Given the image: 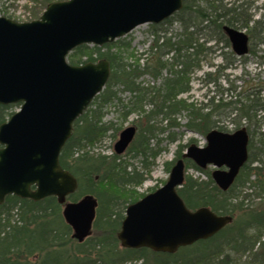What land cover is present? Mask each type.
I'll return each mask as SVG.
<instances>
[{
	"label": "trees",
	"instance_id": "obj_1",
	"mask_svg": "<svg viewBox=\"0 0 264 264\" xmlns=\"http://www.w3.org/2000/svg\"><path fill=\"white\" fill-rule=\"evenodd\" d=\"M53 1L57 0H40V12ZM174 23L177 27L173 30ZM224 25L245 30L248 53L256 57V64L264 63V4L254 6L250 0H182L180 10L159 23H150L151 40L142 53L145 55L142 64L140 57H135L132 62L123 59L126 44L120 38L101 46L80 44L67 54L70 64L105 58L110 67L104 88L74 120L71 135L58 156L61 167L77 180V188L67 200L75 201L87 193L97 199L92 232L81 242L72 238L71 228L54 196L34 201L6 195L0 203V264H264V132H257L260 135L257 142L253 141L252 135L249 138L247 160L226 190L214 183L209 170L183 157L184 145L178 147L175 160L182 158L185 169L192 167L205 174V178L184 176L177 193L185 205L192 210L208 207L217 214L232 217L231 222L217 233L179 247L173 253L147 247H121L116 236L126 206L144 195L126 186L141 184L161 151L160 138L155 147L150 145V140L165 130L154 127L156 123L165 121L176 125L174 117L187 111L189 118L185 125L205 134L215 126L223 129L211 119L223 108L228 109V117L233 115L231 120L235 128L244 119L247 131L251 126L259 129L255 118L264 110V100L260 98L264 80L254 82L243 101L240 97L234 101H223L220 97L214 102V96H211L205 106L208 112L179 97L189 90L191 73L201 67L209 53L215 52L214 47L218 44L230 46ZM210 41L213 44L207 45ZM260 51L261 55L258 54ZM220 56L224 64L217 73L241 57L231 50ZM163 71H166L165 75ZM143 74L159 79V86L141 84L138 78ZM205 75L208 82L216 85L217 78H211V73ZM224 90L233 91L235 87L226 86ZM119 91L129 93L126 101L117 96ZM112 103L122 109L121 119L135 113L146 124L126 149L132 152L131 157L140 158V170L127 169L129 163L121 164L117 153L107 156L85 148L101 141L113 127L111 121L102 120L104 107ZM18 105L0 104V124ZM170 140L174 141V136ZM174 161L166 162V169ZM58 220L62 223L58 224Z\"/></svg>",
	"mask_w": 264,
	"mask_h": 264
},
{
	"label": "water",
	"instance_id": "obj_2",
	"mask_svg": "<svg viewBox=\"0 0 264 264\" xmlns=\"http://www.w3.org/2000/svg\"><path fill=\"white\" fill-rule=\"evenodd\" d=\"M181 7L182 0H57L29 21L0 16V104H19L0 124V203L10 194L34 201L54 196L70 236L81 242L91 234L97 199L87 193L66 200L77 180L58 156L74 120L104 88L110 67L105 58L74 65L66 56L80 44L101 46L140 24L159 23ZM223 30L233 53L247 54L246 32L227 25ZM135 132L134 125L124 127L114 152L122 153ZM247 145L245 126L212 128L205 145H188L183 157L200 168L213 166L212 180L226 190L247 160ZM184 174L178 158L163 185L126 206L116 234L121 247L173 253L231 222L208 207L185 205L177 193Z\"/></svg>",
	"mask_w": 264,
	"mask_h": 264
},
{
	"label": "rangeland",
	"instance_id": "obj_3",
	"mask_svg": "<svg viewBox=\"0 0 264 264\" xmlns=\"http://www.w3.org/2000/svg\"><path fill=\"white\" fill-rule=\"evenodd\" d=\"M255 5L264 4V0H250ZM40 0H0V16H5L7 18L13 19L15 21H29L35 19L37 15H40ZM259 11L256 12V16L259 14ZM177 25L174 23L172 25L173 30L176 29ZM150 23L140 24L134 27L127 34L119 37L122 42L126 44V47H123V59L126 62H132L135 57H140L139 63H143L144 56L142 53L146 50L150 40L151 35L149 33ZM245 31V30H244ZM247 34V33H246ZM213 44L212 41L208 42L207 45ZM249 47V42H248ZM215 48L214 53H209L207 59L202 61L201 67L196 69L190 75V88L187 92L181 93L180 98L186 100V102L193 104L195 108L204 107L203 112H208L209 109L205 108L206 104L209 103V98L214 96V102L222 97L223 101H234L236 98H239L243 101L244 95L246 92L251 90L252 84L257 82V80H264V63L256 64V57L248 53L244 56H241L238 61L232 62L227 67H224L217 73V70L220 68L221 64H224V60L220 56L223 52L226 53L231 50V47H221V44H218ZM114 49V47L112 48ZM115 50V49H114ZM232 51V50H231ZM233 52V51H232ZM130 53L133 56H130ZM258 54H262L261 51ZM257 56V54H256ZM85 58V56H83ZM166 58V57H165ZM211 62V64L208 62ZM206 73H211V78H217L216 85L212 82L206 80ZM163 75L166 74V71L162 72ZM228 79L229 82L226 80ZM139 82L144 86H154L157 88L159 86V79H154L148 74H143L138 78ZM252 80V81H251ZM253 82V83H252ZM226 86H233L235 90L226 91L224 88ZM118 88L117 90H119ZM117 96L126 101L129 93L126 91L117 92ZM260 98L264 100V90L260 91ZM115 102V101H114ZM117 103H112L104 107L102 120L104 122H112L113 127L106 132V135L93 146L85 147L92 153H101L107 156L112 155L114 152L113 145L118 139L119 132L128 125H134L136 127V137L140 133V129L145 127L146 124L143 123L140 117L135 113L129 114L126 119H121L122 109ZM238 106V105H237ZM19 106L12 108L11 110L16 111ZM228 114V109H219V111L211 116L212 120H215L219 127L223 129L221 131L232 132L237 128L242 126L247 127L246 120L242 119L240 125L235 128V125L232 123L233 115ZM175 122L176 125L166 124L165 121L162 123H156L154 127L164 128L165 130L162 133H157V136L153 137L150 140V145L155 147L157 138H160L159 147H161L160 153L156 156L153 161V164L150 167L149 172L147 173L146 179L139 185L126 186L127 189L135 190L138 194H147L154 189L163 185L168 177L169 169H166L165 163L170 160H175L177 150L179 145H184L183 152L186 147L190 144H196L198 146H204L205 144V134L200 132L192 131L185 124L189 118L187 111H181L176 115ZM257 123L260 125L259 129L251 126L250 131L248 130V140L253 137V141L257 142L260 135L258 133L264 132V110L259 112L255 118ZM173 123V122H172ZM218 129L217 126L213 127ZM212 129V128H211ZM225 129V130H224ZM220 130V129H219ZM247 130V129H246ZM258 132V133H257ZM174 136V141L170 140V137ZM264 142V137H263ZM119 161L121 164L128 162L127 169H133L135 167L137 170H140L141 163L139 157H131L132 152L124 150L119 154ZM148 160H151L149 158ZM213 166L208 165L205 167V170L210 172L213 170ZM185 175H190L194 178L200 177L205 178V174L199 171H196L192 167L185 169ZM256 201V199H255ZM61 211V210H60ZM62 222L58 220V224Z\"/></svg>",
	"mask_w": 264,
	"mask_h": 264
},
{
	"label": "flooded vegetation",
	"instance_id": "obj_4",
	"mask_svg": "<svg viewBox=\"0 0 264 264\" xmlns=\"http://www.w3.org/2000/svg\"><path fill=\"white\" fill-rule=\"evenodd\" d=\"M131 125V124H130ZM135 129H136V127H135Z\"/></svg>",
	"mask_w": 264,
	"mask_h": 264
}]
</instances>
